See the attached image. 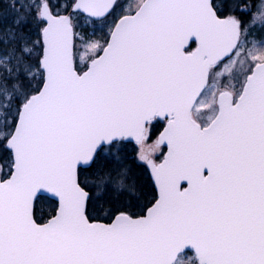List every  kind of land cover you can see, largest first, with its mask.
<instances>
[{"label":"snow or ice","instance_id":"snow-or-ice-1","mask_svg":"<svg viewBox=\"0 0 264 264\" xmlns=\"http://www.w3.org/2000/svg\"><path fill=\"white\" fill-rule=\"evenodd\" d=\"M0 264H264V0H0Z\"/></svg>","mask_w":264,"mask_h":264},{"label":"trees","instance_id":"trees-1","mask_svg":"<svg viewBox=\"0 0 264 264\" xmlns=\"http://www.w3.org/2000/svg\"><path fill=\"white\" fill-rule=\"evenodd\" d=\"M110 20H111V18L109 19V22H110ZM162 150H161V152H158L157 153V155L159 156V158L161 157V155H162ZM129 153H131V148H129ZM133 157L130 155L129 156V159L131 160ZM136 174H137V176L139 177V179H140V182L142 183V184H147V185H149V190L150 191H154V189H153V187H152V185H151V180H150V178L148 177V172L147 171H145L143 168H138V169H136ZM51 212V208L47 205V204H44V205H42L41 206V216L43 217V218H47V216H48V214Z\"/></svg>","mask_w":264,"mask_h":264},{"label":"rangeland","instance_id":"rangeland-1","mask_svg":"<svg viewBox=\"0 0 264 264\" xmlns=\"http://www.w3.org/2000/svg\"><path fill=\"white\" fill-rule=\"evenodd\" d=\"M118 11H119V10H118ZM110 22H111V20H110ZM110 22H109V23H110ZM99 28H100V26L98 25V26H97V37L103 35V33L99 30ZM91 30H92L91 27H89V28H88V31H91ZM106 31H107V29L105 28V29H104V32H106Z\"/></svg>","mask_w":264,"mask_h":264},{"label":"flooded vegetation","instance_id":"flooded-vegetation-1","mask_svg":"<svg viewBox=\"0 0 264 264\" xmlns=\"http://www.w3.org/2000/svg\"><path fill=\"white\" fill-rule=\"evenodd\" d=\"M130 148H131V146H130ZM162 151H163V154H164L165 149H162ZM161 156L163 157V155H161ZM162 157H160V158H162ZM160 158H159L158 162L161 160Z\"/></svg>","mask_w":264,"mask_h":264},{"label":"water","instance_id":"water-1","mask_svg":"<svg viewBox=\"0 0 264 264\" xmlns=\"http://www.w3.org/2000/svg\"><path fill=\"white\" fill-rule=\"evenodd\" d=\"M166 149V148H165ZM165 154H166V151H165ZM148 175H149V173H148ZM149 178H150V180H151V177H150V175H149ZM153 189H154V186H153Z\"/></svg>","mask_w":264,"mask_h":264}]
</instances>
